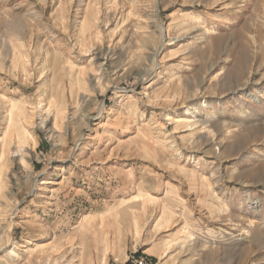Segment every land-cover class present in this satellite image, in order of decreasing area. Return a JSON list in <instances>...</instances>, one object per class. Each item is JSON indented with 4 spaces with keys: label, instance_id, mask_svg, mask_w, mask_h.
Here are the masks:
<instances>
[{
    "label": "rangeland",
    "instance_id": "rangeland-1",
    "mask_svg": "<svg viewBox=\"0 0 264 264\" xmlns=\"http://www.w3.org/2000/svg\"><path fill=\"white\" fill-rule=\"evenodd\" d=\"M104 262L264 264V0H0V264Z\"/></svg>",
    "mask_w": 264,
    "mask_h": 264
},
{
    "label": "bare ground",
    "instance_id": "bare-ground-1",
    "mask_svg": "<svg viewBox=\"0 0 264 264\" xmlns=\"http://www.w3.org/2000/svg\"><path fill=\"white\" fill-rule=\"evenodd\" d=\"M195 19L196 18H191L190 20L192 21V22H194L195 21ZM47 81H45V83H46ZM45 83H43V86H45V85H47V83L45 84ZM187 121H185L184 119H182L180 116H177V117H175V118H173V124H174V126H179V125H181V124H184V123H186ZM185 126V125H184ZM134 201H136V200H134ZM123 211H125V210H123ZM136 212V211H135ZM165 215L166 214H168V213H172V208L171 207H169L168 206V208L163 212ZM130 214H133V211H132V213H130ZM129 215V214H128ZM164 218V217H163ZM206 234L207 235H211V232L210 231H206ZM188 238H191V236H189ZM104 264H105V262H104Z\"/></svg>",
    "mask_w": 264,
    "mask_h": 264
}]
</instances>
